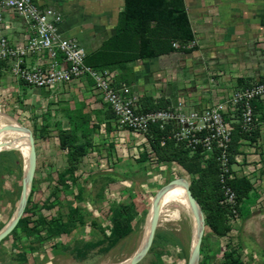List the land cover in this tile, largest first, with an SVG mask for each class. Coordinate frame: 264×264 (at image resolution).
I'll return each mask as SVG.
<instances>
[{"label": "rangeland", "instance_id": "374dc122", "mask_svg": "<svg viewBox=\"0 0 264 264\" xmlns=\"http://www.w3.org/2000/svg\"><path fill=\"white\" fill-rule=\"evenodd\" d=\"M196 1L183 0V5L185 12L189 10V15L186 12L187 18L197 35V14L192 12L196 9ZM186 2L189 8H186ZM122 41L131 45L132 37L125 35ZM117 43H105L103 50H113ZM107 52L95 55L86 63L107 64L114 57ZM224 64L226 62L222 63V68ZM22 91L20 83L9 81L8 78L0 80V114L28 128L38 151L37 165L22 216L11 233L0 242V264H104L130 257L141 244L147 213L155 194L178 179L186 178L190 186L192 179L200 173L199 162L185 158L183 164L166 162L161 170L156 168L157 171L152 172L148 168V174L136 175L134 178L141 180L143 188L133 190L135 193L132 198L129 196L125 203L119 204L127 214L122 212L117 220L115 215L118 211L107 203L104 191L107 195L108 187L101 185L100 178L92 185L89 182L85 184L82 179L85 177L82 173L84 170L76 173V184L83 187L87 185L90 189L91 199L83 202L74 199L77 190L69 177H65V183L58 180L67 167V148L61 146L59 128H53V124L58 123L63 129L62 122H67L59 119L64 118L61 111L68 107V103H38L40 97L32 88ZM255 103L259 106L255 108L258 111L257 122L262 126L264 120L261 113L264 108L260 107L264 104L260 101ZM39 121L41 125L36 129L35 124ZM1 145L4 148L13 147L8 142ZM259 149H264L263 143L260 148L257 147L256 153L260 152ZM85 163L91 164L98 172L105 170V165L108 167V161H104L99 153L85 158ZM25 164L26 160L19 151H0V230L10 221L18 206ZM152 178L154 182L147 181ZM261 179H264V165L257 178L251 179L253 187L249 200H243L236 206L237 217L234 218L228 211L225 224L229 230L225 234H213L205 225L202 213L205 229L197 264H264V191L260 190ZM147 182L150 189L145 187ZM174 187L183 188L179 185ZM160 205L188 216L191 214L185 197L179 193L177 196L167 194L161 199ZM190 241L189 230L179 221L158 220L151 245L136 264H188Z\"/></svg>", "mask_w": 264, "mask_h": 264}, {"label": "crops", "instance_id": "0c3cea01", "mask_svg": "<svg viewBox=\"0 0 264 264\" xmlns=\"http://www.w3.org/2000/svg\"><path fill=\"white\" fill-rule=\"evenodd\" d=\"M34 2L42 8H50L60 13L62 20L58 25V31L80 44L86 53V65L101 70L108 69L105 63L87 64L86 60L107 51V54L114 55L112 59L104 60L119 61L112 70L118 71V81H124L131 86V92L138 97L140 104H143L145 98H151L153 102L168 101V106L182 101L186 105L200 108L202 103L211 100L213 95L219 94L226 86L222 82L223 77L218 75L213 77L217 82V85L213 86L208 77L212 72L225 75L231 82L237 79L240 85L247 84L255 78L264 81V0H197L196 9L192 11L197 14V35L191 21L189 22L195 42L193 50L173 51L145 59H133L137 55L136 40L135 47L129 49L122 47L120 50H103V45L116 35L118 15L123 10L122 0H34ZM185 6L189 8L187 2ZM186 12L189 15V10ZM5 20L10 27L0 33L5 34L10 41H15L20 34L25 33L19 20L8 16ZM225 62L222 68V63ZM0 72L2 74L0 80L8 78L9 81H13L3 66H0ZM91 83L92 81L86 78L61 85L52 92L35 89L33 91L40 97L38 103L43 104L45 101L61 105L68 103L71 110L78 108L87 110L85 112L90 116L89 125L98 128L91 135L92 148H89L82 158L75 175L84 170L82 173L85 177L82 179L85 184L89 182L91 185L100 178L101 185L104 188L108 187L107 195L104 191L107 203L112 206L119 205L125 203L127 197L132 198L135 190L143 188L141 180L134 178L136 175L148 174V168H151L152 172L157 171L156 168L161 170V166L166 162L162 161L164 164H159L160 162L151 159L149 145L143 137L117 129L110 118L107 105L98 101L92 93ZM20 85L22 92L30 90V87L22 83ZM59 120L65 119L61 117ZM40 125L41 122H37L36 129H39ZM68 126V122H62L63 129H68ZM53 128H56L55 123ZM259 132L264 144V124ZM260 144L241 146L239 153L247 156L249 160H259L262 166L264 149H259L260 152L256 153ZM35 149L37 165L36 146ZM96 153H99L104 161H108L105 170L95 171L91 164L85 163V158ZM144 156V160H141ZM153 163L156 165H152ZM255 165L254 163L246 167L256 169ZM233 168L238 170L236 166ZM259 171L258 169L252 172L253 180L259 175ZM93 176L94 179L90 181ZM156 176L155 174L154 177ZM151 180L154 182L155 179L147 181L152 182ZM249 181L252 184V180ZM148 182L145 187L150 189ZM257 183L259 185V180ZM260 186L263 188L260 190L264 191V179H261ZM85 188L90 191L87 185ZM171 194L177 196V193Z\"/></svg>", "mask_w": 264, "mask_h": 264}, {"label": "built area", "instance_id": "2783aa9c", "mask_svg": "<svg viewBox=\"0 0 264 264\" xmlns=\"http://www.w3.org/2000/svg\"><path fill=\"white\" fill-rule=\"evenodd\" d=\"M6 16L19 20L25 29L15 41L0 33V65L7 69L14 82L52 92L61 85L90 79L92 93L107 105L117 129L143 137L148 143L151 126L158 125L163 131L160 146L173 142L190 155H199L203 163L213 159L221 193L219 204L237 217L236 195L230 182L239 177L251 180L252 172L261 168L259 160H249L239 153L241 146L263 143L261 134L251 140L253 131L261 127L253 107L255 101L264 102V81L261 78L240 85L237 79L231 82L225 75L212 72L208 75L210 83L216 86L213 77L218 75L223 77L226 86L200 108L178 101L166 108L140 112L138 97L132 94L131 86L117 80V70H99L86 65V53L80 44L59 33L60 13L42 8L34 0H0V32L10 27ZM171 45L180 51L194 48L195 42L181 45L174 41ZM236 130L240 135L236 142L238 152L233 154L231 163L232 137ZM150 155L156 161L152 152ZM250 163H255L256 169H247V165H252Z\"/></svg>", "mask_w": 264, "mask_h": 264}, {"label": "trees", "instance_id": "16d2710c", "mask_svg": "<svg viewBox=\"0 0 264 264\" xmlns=\"http://www.w3.org/2000/svg\"><path fill=\"white\" fill-rule=\"evenodd\" d=\"M124 7L118 20L116 35L110 42H116L114 49L132 48L136 45L137 55L133 58H151L162 54L176 51L172 47V42L177 41L181 45H185L193 41V33L189 25L187 14L184 9L183 0H123ZM132 37L131 45L122 41L123 36ZM135 47V46H134ZM192 49H181V52H191ZM113 61L105 64L108 70H112L118 64ZM3 66V65H0ZM95 68V67H94ZM98 69V68H96ZM101 70V69H99ZM2 76L0 72V77ZM262 103V102H261ZM263 104V103H262ZM168 101L145 98L143 104L139 103L140 112H147L166 108ZM254 110L259 106L253 102ZM264 108V106L260 107ZM109 111V109H108ZM258 111L255 110V113ZM64 119L68 122V129H61L60 125L55 124L59 128V138L61 146L67 148V167L64 173L59 175L58 180L65 183V177H69L71 182L76 186V194L74 199L76 202L90 200V191L82 185L76 184L74 180L75 171L81 163L82 158L87 154L89 148H92L91 135L98 128L95 125H89L90 116L84 112L82 108L69 109L67 106L61 111ZM110 113V118L113 116ZM264 120V112L261 113ZM90 126V127H89ZM46 129L45 127H43ZM163 131L158 125H152L150 128L151 138L148 139L150 151L154 154L156 161L172 163L176 161L183 164V159L196 160L199 162L200 173L192 179L189 189L193 198L198 203L202 213L205 216V225L215 235L221 236L225 234L229 227L225 224L228 215V208L219 204L221 193L217 181V166L213 159H209L204 163L201 157L196 154L190 155L188 152L175 146L173 142H167L164 146H160L159 139ZM260 135L259 129L253 131L252 139ZM237 130L233 133L231 144V163L233 162V154L238 152L236 144L238 137ZM145 156L141 159L144 160ZM180 162V163H179ZM95 176L89 180H93ZM230 187L236 195L237 206L243 200H249V193L252 190V184L245 177L235 178L230 182ZM69 190V189H68ZM71 191V190H69ZM117 209L115 218L120 219V214H127L122 205H114ZM115 209V210H116ZM82 220V219H80ZM83 222V221H81Z\"/></svg>", "mask_w": 264, "mask_h": 264}, {"label": "water", "instance_id": "95a60500", "mask_svg": "<svg viewBox=\"0 0 264 264\" xmlns=\"http://www.w3.org/2000/svg\"><path fill=\"white\" fill-rule=\"evenodd\" d=\"M7 131L11 132H21L25 133L27 135V146H28V152L26 156V164L24 168V174H23V179H22V186H21V194L19 198V203L16 208L15 213L11 217L10 221L0 230V242L11 233V231L16 227L19 219L22 216L24 207H25V202H26V197L27 194L29 193V190L31 188V184L33 181L34 177V172H35V167H36V149H35V143H34V138L32 135V132L26 128L22 127L18 124L16 125H8V126H3L0 128V136ZM2 150H16L18 149L16 147H11V148H4L0 144V151ZM182 186L184 191H185V197L187 200V203L189 205V209L191 213L195 217V230H194V236L193 240L190 243V252H189V258H188V264H197L198 262V252H199V246L202 240V236L204 233L205 225H204V217L201 212V209L196 202V200L193 198L190 189H189V183L187 180H174L162 187L153 197L151 201V214L148 219L147 223V231H146V236L145 239L142 243V245L139 247L137 252L132 256L128 264H136L138 261H140L143 256L147 253L151 241L153 238V234L157 225V222L159 220V212L161 211V205H160V200L161 197L167 192L168 189L174 187V186Z\"/></svg>", "mask_w": 264, "mask_h": 264}, {"label": "bare ground", "instance_id": "6f19581e", "mask_svg": "<svg viewBox=\"0 0 264 264\" xmlns=\"http://www.w3.org/2000/svg\"><path fill=\"white\" fill-rule=\"evenodd\" d=\"M16 124L17 123L14 122L13 120H11L9 117H7V116H5L3 114H0V128L3 127V126L16 125ZM4 142H8L13 147H16L18 149V151L21 153V155L23 156V158L26 160V156H27V152H28V146H27V135L25 133L11 132V131L4 132L0 136V144H2ZM171 193H179V194H182L185 197V191H184L183 188H181V187H172V188L167 190V192L161 197V199L164 196H166L167 194H171ZM185 199H186V197H185ZM150 214H151V206L149 207V210H148V213H147V220L145 222V226H144V229H143V236H142V240H141L140 246L142 245V243H143V241L145 239V236H146L147 223H148V219H149ZM159 220L179 221L185 229L189 230V232H190V240H191L190 243L192 242L193 236H194V230H195V217H194V215L192 213L188 216L187 214H185V213H183V212H181L179 210L172 209V208L166 207V206H161V211L159 212ZM139 247H138V249H139ZM135 253H133L130 257H127V258H125V259H123L121 261H118L116 263H104V264H128V262L130 261V259L132 258V256Z\"/></svg>", "mask_w": 264, "mask_h": 264}]
</instances>
